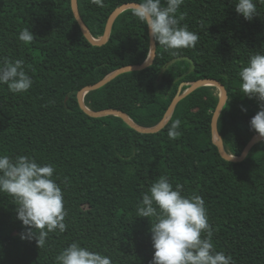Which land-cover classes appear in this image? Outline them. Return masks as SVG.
<instances>
[{
    "label": "trees",
    "instance_id": "16d2710c",
    "mask_svg": "<svg viewBox=\"0 0 264 264\" xmlns=\"http://www.w3.org/2000/svg\"><path fill=\"white\" fill-rule=\"evenodd\" d=\"M140 0H79L91 35L100 39L119 6ZM246 20L233 0H184L180 25L198 35L195 47L171 55L157 43L154 64L118 76L90 91L85 104L94 111L118 109L137 124L157 126L177 95L190 83L213 78L228 100L219 132L229 154L242 155L258 134L250 121L261 109L241 92L239 72L251 55L264 53V0ZM25 28L35 39H18ZM151 37L133 9L116 19L109 42L93 45L84 35L71 0H0V62L21 59L33 79L25 93L0 85V154L34 157L51 163L63 190L66 230L49 233L44 247L22 240L12 197L0 193V264H55L72 242L112 258L113 264H151V221L137 217L142 195L160 176L186 196L205 200L217 251L234 264H264V140L242 163L224 159L214 142L212 118L219 102L216 87L205 86L183 99L158 133H140L122 118L89 116L78 93L114 71L147 61ZM242 107L247 111H242ZM176 119L179 135L168 137Z\"/></svg>",
    "mask_w": 264,
    "mask_h": 264
},
{
    "label": "clouds",
    "instance_id": "9594fccd",
    "mask_svg": "<svg viewBox=\"0 0 264 264\" xmlns=\"http://www.w3.org/2000/svg\"><path fill=\"white\" fill-rule=\"evenodd\" d=\"M103 7V0H92ZM184 0H140L133 9L147 26L152 40L171 55L175 50L195 47L198 35L185 24L180 25L178 10ZM235 10L246 20L258 15L256 0H233ZM18 39L24 44L35 39L31 29L25 28ZM241 92L248 99H257L261 109L250 121V127L264 138V53L251 55L239 72ZM0 85H7L14 94L25 93L33 85L25 63L21 59L0 62ZM242 111H247L242 107ZM181 121L176 119L168 130V137L179 135ZM51 163H38L31 156L0 154V193L14 199L17 219L25 228L22 240L35 239L39 248L45 246L49 233L66 230L63 190L53 178ZM184 186L175 187L167 176L153 182L137 207V217L151 221V239L154 249L151 264H234L233 257L217 251L213 243V229L208 222L205 200L199 195L186 196ZM55 264H113L112 258L72 242L56 257Z\"/></svg>",
    "mask_w": 264,
    "mask_h": 264
},
{
    "label": "water",
    "instance_id": "95a60500",
    "mask_svg": "<svg viewBox=\"0 0 264 264\" xmlns=\"http://www.w3.org/2000/svg\"><path fill=\"white\" fill-rule=\"evenodd\" d=\"M71 3H72V9L74 11V15L77 21L79 22V25L81 26V29L84 35L93 45H96V46L106 45L110 40L113 25L116 19L119 17V15L128 9H134L138 4L137 2L124 3L123 5L119 6L115 11H113L108 18L104 35L100 39H96L91 35V32L89 31L87 24L83 16L81 15L79 0H71ZM156 56H157V43L154 42L151 38V52H150V55L147 61L142 64L124 66L114 71L113 73L109 74L108 76L98 81L97 83L88 85L84 87L83 89H81L78 93V101H79L81 108L91 117L99 118V117L108 116V115H115V116L122 118L128 125H130L132 128H134L138 132L144 133V134H153V133H158L162 129H164V127L167 125V123L171 119L177 105L183 99H185L187 96H189L190 94H192L193 92H195L197 89L201 87L214 86V87H217L220 91L219 102L217 104V107L214 111L213 118H212V130H213V135H214V142L217 145L219 152L224 159L231 161V162H236V163L244 162L250 150L253 148V146L256 145L258 142L263 141L264 138L260 137L259 134H256L247 143L242 155L240 156L229 154L226 151L224 139L219 132V117L228 100V91L225 85L217 79H213V78L198 79L195 82L190 83L189 84L190 87L187 88L185 91H183V86L185 85V83H182L177 95L173 99L172 103L170 104L169 108L164 114L162 120L157 126H154V127L141 126L137 124L133 119H131L127 113H125L124 111L118 110V109H102V110L94 111L86 106L85 96L87 93H89L90 91L101 89L102 87L106 86L107 84H109L111 81H113L114 79H116L118 76L122 74L132 72V71H142V70L147 69L148 67L154 64Z\"/></svg>",
    "mask_w": 264,
    "mask_h": 264
},
{
    "label": "rangeland",
    "instance_id": "374dc122",
    "mask_svg": "<svg viewBox=\"0 0 264 264\" xmlns=\"http://www.w3.org/2000/svg\"><path fill=\"white\" fill-rule=\"evenodd\" d=\"M214 91H215V94L216 95H219L220 94V91H219V89L217 87H216V89Z\"/></svg>",
    "mask_w": 264,
    "mask_h": 264
}]
</instances>
